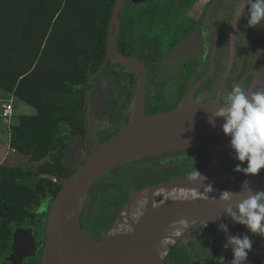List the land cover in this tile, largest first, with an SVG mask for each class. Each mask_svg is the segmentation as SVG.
Returning a JSON list of instances; mask_svg holds the SVG:
<instances>
[{
	"label": "trees",
	"instance_id": "1",
	"mask_svg": "<svg viewBox=\"0 0 264 264\" xmlns=\"http://www.w3.org/2000/svg\"><path fill=\"white\" fill-rule=\"evenodd\" d=\"M117 1L0 0V89L37 111L36 115L19 117L18 124L11 127L10 143L17 155L37 164V169L0 165V264H9L15 232L37 226L43 205L49 202L50 206L78 170L64 166L65 151L69 142L87 132L85 117L79 114L86 105L90 80L105 65L109 26ZM199 1L128 0L120 14L122 28L116 51L144 61L158 90L157 102L149 111L146 107L148 115L158 114L155 106L163 97L167 54L194 30L196 22L187 11ZM116 65L109 61L107 68L121 88L123 99L111 113L114 131L103 143L128 122L134 98L127 92L129 76L118 72ZM185 73L187 86L180 100L208 69L198 73L186 63ZM179 104L175 103L172 110ZM63 124L69 127L67 134L62 131ZM202 157L203 149H192L144 159L113 171L90 192L85 210L88 222L89 216H94L97 194L112 183L120 192L109 211L115 217L113 227L131 191L187 176L194 167L201 173ZM160 160L165 161L158 164ZM55 177L58 183L53 181ZM44 217L48 218V213ZM195 244V240L188 245L180 242L164 264H194L203 256L208 262L213 255L201 254Z\"/></svg>",
	"mask_w": 264,
	"mask_h": 264
},
{
	"label": "water",
	"instance_id": "2",
	"mask_svg": "<svg viewBox=\"0 0 264 264\" xmlns=\"http://www.w3.org/2000/svg\"><path fill=\"white\" fill-rule=\"evenodd\" d=\"M127 1L118 0L114 6L109 26L107 59L102 70L109 61H112L136 73L138 88L129 108V120L119 133L91 152L80 167L76 166L80 155L74 153L73 143H68L64 166L70 170L75 168L78 170L63 185L50 205L46 220V244L42 264H131L130 255L134 239L131 233L132 225L147 226L152 230L173 226L177 220H182L180 213L184 205L188 201H194L196 207L191 219L181 221L184 226L175 234L171 246L156 263L164 264L177 242L192 227L213 217L220 228L216 217L227 214L224 210L228 206L235 205L244 198L242 194L226 202L219 199L223 191L239 193L245 181L253 191H264V174L245 176L243 173L225 171L222 166H219L216 172H207L208 157L211 153L222 154L224 159L234 157V152L230 148V137H226L222 132L223 120L216 119L215 126L209 123L215 108L222 105V102H206L204 96H198L201 89L214 76L219 63L218 32L215 31V46L208 73L193 87L177 108L164 114L148 115L145 103L148 85L147 68L139 59L116 51L122 28L120 14ZM219 1L209 0L207 3L206 22L211 30H214L211 18ZM245 9V5L239 0L234 28L229 38L232 49L231 62L235 57L236 30L241 24L242 12ZM93 80L94 77L89 83L93 88L91 92L88 88L84 111L88 103L100 96L105 88L104 77ZM129 80L130 84L135 81L133 73L129 74ZM78 139L81 141L80 137ZM192 149H203V157L199 164L204 166L201 172L206 178L204 184L189 182L187 176H181L145 187L131 195L122 207L114 226L105 235L94 238L83 231L81 221L89 202L90 192L104 177L137 161ZM77 150L80 152V147ZM208 186L211 188H206ZM35 248L31 230L18 229L13 237V253L8 261L13 264L21 263L28 256H35V253L28 251Z\"/></svg>",
	"mask_w": 264,
	"mask_h": 264
},
{
	"label": "flooded vegetation",
	"instance_id": "3",
	"mask_svg": "<svg viewBox=\"0 0 264 264\" xmlns=\"http://www.w3.org/2000/svg\"><path fill=\"white\" fill-rule=\"evenodd\" d=\"M238 2L239 0H220L217 3L211 18L214 30H211L206 22L207 4L203 5L200 0L193 9L187 11V14L196 22L194 30L187 38L183 39L174 50L167 54L168 58L165 62L167 74L165 78V85H162V92L163 96L167 95L169 92H173L172 98L170 97V101H172L173 105H175L178 101L181 103V101L193 89L192 88L185 95V97L180 100L187 86L184 79L186 74V63H191V67L198 73L206 71L210 68L216 39L215 31L218 32V36L220 38L219 48L217 51L219 63L216 67L214 76L201 89L198 96H204L207 100L206 102L220 101L223 103V99L226 94L237 84L250 93L261 91L262 82L264 81V25L257 26L255 28H249L247 26V7L242 12L241 24L236 30L237 37L235 57L233 62H231L232 49L230 47L229 38L231 36L232 29L234 28L236 6ZM190 12H197L199 15L197 17L191 16L189 14ZM142 63H144L148 71V85L145 93V103L149 111L152 108L153 103L157 102L155 100V96L157 95L158 90L154 85L155 82L151 80L152 76L150 75V68L144 61H142ZM107 66L108 64L103 70L101 69L98 74L93 76V81L100 77H104L106 83L100 96L96 97V99L92 102L90 101L84 111L83 115L86 120L87 132L85 135L76 136L74 141H72L75 147V149H73L74 153L78 156L80 155L79 159L76 161L77 167H80L85 162L89 154L103 143L102 140L114 131L115 124L111 122V113L115 107L122 104L123 95L121 88L114 82V78L112 77L113 73L107 68ZM116 69L121 74H126L127 76L133 73L135 81L133 84H130V81H128L126 86L129 87L127 92L132 93L134 96L138 88V77L136 73L119 64L116 65ZM88 88L91 92L93 87L89 84ZM148 97L151 99L150 103L148 101ZM161 103L163 102L161 101L160 104ZM79 137L81 141L78 139ZM78 147H80V152L77 150ZM164 161L165 160H160L157 161V163L162 164ZM135 192L136 191H131L130 197ZM45 208L46 207L44 206L42 209L44 213H41L40 216L42 219H39L37 226L21 228L24 230H31L36 248L33 250L28 249V251L29 253H35V256H28L23 260V262H17L16 264H42L43 252L46 244L47 220L44 215L45 213H48L50 206L49 208ZM219 216V224H224L228 228V234L226 235L242 236L246 234L250 236V232L247 233L244 226L236 224L227 214ZM210 220L211 218H208L192 227L185 234V236L177 242V244L182 242L183 244L188 245L195 240L196 244L194 247L201 254L204 255L206 253H211L213 255V257L208 258L209 261L206 263L204 262V256L202 255L203 257L196 260L194 264H231L233 259L232 250L231 248L225 250L223 247V245L227 242V237L217 226L214 219H212L211 222H208ZM81 225L83 231L94 238L103 236V232L107 233L104 230H100L99 232L92 230L88 223L85 211L82 217ZM196 234L199 238L196 237ZM257 237H259V235H256V237L250 236L253 241L252 252L248 253L246 264H264V238L262 241L258 242L254 240L257 239ZM193 238L195 239L193 240ZM220 253L223 254V262L218 260ZM211 259L214 260L212 261ZM8 263L13 264L9 261Z\"/></svg>",
	"mask_w": 264,
	"mask_h": 264
},
{
	"label": "clouds",
	"instance_id": "4",
	"mask_svg": "<svg viewBox=\"0 0 264 264\" xmlns=\"http://www.w3.org/2000/svg\"><path fill=\"white\" fill-rule=\"evenodd\" d=\"M241 3L248 10L249 28L264 25V0H241ZM216 119L223 120L222 132L230 137L233 158L239 161L233 171L245 176H257L264 169V90L250 93L239 84L233 86L224 97L222 105L215 108L209 123L215 126ZM245 163L246 167H242ZM205 179L195 167L187 174V180L192 183L204 184ZM242 194L244 198L237 204L228 206L224 213L251 234L264 238V191H253L245 181L239 193L223 191L219 199L228 202ZM212 219L213 217L208 222ZM220 228L228 234L226 225L221 224ZM252 244L249 235H227V242L223 247L225 250H232L231 264H246ZM218 260L223 262V256Z\"/></svg>",
	"mask_w": 264,
	"mask_h": 264
},
{
	"label": "rangeland",
	"instance_id": "5",
	"mask_svg": "<svg viewBox=\"0 0 264 264\" xmlns=\"http://www.w3.org/2000/svg\"><path fill=\"white\" fill-rule=\"evenodd\" d=\"M199 3V2H198ZM191 16H198L199 13L197 12H190ZM261 90H264V81L262 82ZM173 92H169L167 95H164L161 99L162 102L160 105H156L155 110L157 111L156 114H164L168 113L172 110V107H174L172 101H170V97L172 98ZM13 98L8 93L4 92L0 89V144L2 145V148H0V164L4 163L5 165H9L11 167H22L24 170H33L35 171L37 169V164L29 162L28 160L22 159L19 155L16 153H10L7 156L8 153V145H9V138L11 133V127L18 124L20 115H34L36 113V110L32 107L28 106L27 104L23 103L22 101L18 100L17 98H13V101L15 102V105L10 103V99ZM148 101L150 103L151 99L148 97ZM169 101V102H168ZM11 105L13 109V116L6 121L3 118L4 113V107L5 105ZM159 106V107H158ZM24 108V109H23ZM26 108V109H25ZM26 110H30L29 112ZM68 125L63 124L62 131L63 133H68ZM3 130V132H2ZM7 156V157H6ZM3 157H6V159H2ZM228 158V157H227ZM225 158V159H227ZM224 159V158H223ZM224 159V162L221 164L222 167H224V170H230L232 171L235 166L239 163L237 160H233L232 162H228ZM3 160V161H1ZM236 161V162H235ZM235 162V163H234ZM242 167H246V163L242 165ZM259 174H264V169L261 170ZM119 190L116 189L115 183H112L109 187H107L104 191H99L97 194V203L94 205V216L90 218L89 216V225L92 228V230L100 231L104 230L108 232L112 228V223L114 220V216L110 214L112 210V206L116 204L117 196L119 194ZM89 203V202H88ZM46 208H49V202L45 203L43 205ZM88 209V208H87ZM110 211V212H109ZM41 214V213H40ZM247 231V230H246ZM247 233H249L247 231ZM105 235L106 233L103 232ZM250 236L256 237V235H253L250 233ZM256 241H262L263 238L260 236L257 237V239H254ZM264 241V240H263ZM223 256L222 253H220L219 257Z\"/></svg>",
	"mask_w": 264,
	"mask_h": 264
},
{
	"label": "bare ground",
	"instance_id": "6",
	"mask_svg": "<svg viewBox=\"0 0 264 264\" xmlns=\"http://www.w3.org/2000/svg\"><path fill=\"white\" fill-rule=\"evenodd\" d=\"M225 160L232 162L234 158ZM223 162L222 154L211 153L208 157L207 172H216ZM194 207H196L194 201H188L184 205V209L180 213L182 220L191 219ZM182 220H177L173 226L153 230L147 226L132 225L131 233L134 239L130 255L131 264H156L171 246L175 234L184 226V223H181Z\"/></svg>",
	"mask_w": 264,
	"mask_h": 264
},
{
	"label": "crops",
	"instance_id": "7",
	"mask_svg": "<svg viewBox=\"0 0 264 264\" xmlns=\"http://www.w3.org/2000/svg\"><path fill=\"white\" fill-rule=\"evenodd\" d=\"M202 1V3H203V5L204 4H207L208 3V1L209 0H201ZM7 93V92H6ZM9 94V93H8ZM9 95H11V94H9ZM13 98H14V96L13 95H11ZM13 98H11L10 99V103H12V104H14L15 105V102L13 101ZM19 100V99H18ZM24 103V102H23ZM29 106V105H28ZM31 107V106H30ZM33 108V107H32ZM24 109V108H23ZM26 109V108H25ZM34 109V108H33ZM26 111H28V110H26ZM30 111V110H29ZM28 111V112H29ZM36 113H37V111H36ZM36 113L34 114V115H36ZM21 116V115H20ZM4 118V117H3ZM5 119V118H4ZM8 121V120H7ZM0 129H1V127H0ZM2 132H3V130H2ZM9 145H8V153H7V156L10 154V153H15V151L11 148V145H10V143H11V133H10V138H9ZM0 148H2V145L0 144ZM6 156V157H7ZM6 157H3L2 159L4 160V159H6ZM3 160H1V161H3ZM7 160V159H6ZM1 163V162H0ZM4 163H2V164H0V165H3Z\"/></svg>",
	"mask_w": 264,
	"mask_h": 264
},
{
	"label": "built area",
	"instance_id": "8",
	"mask_svg": "<svg viewBox=\"0 0 264 264\" xmlns=\"http://www.w3.org/2000/svg\"><path fill=\"white\" fill-rule=\"evenodd\" d=\"M13 116V109L11 105L6 104L4 107V113H3V117L5 118V120H9L11 117ZM53 181L58 183L59 179L58 178H53Z\"/></svg>",
	"mask_w": 264,
	"mask_h": 264
}]
</instances>
